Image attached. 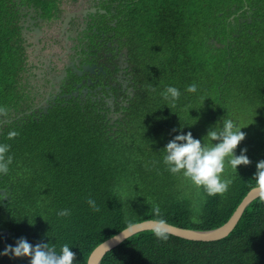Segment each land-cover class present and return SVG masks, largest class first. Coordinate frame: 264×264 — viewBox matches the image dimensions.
<instances>
[{
  "label": "trees",
  "instance_id": "trees-1",
  "mask_svg": "<svg viewBox=\"0 0 264 264\" xmlns=\"http://www.w3.org/2000/svg\"><path fill=\"white\" fill-rule=\"evenodd\" d=\"M215 12L203 9L196 17L189 6L183 14L173 9L170 31L169 11L163 10L167 19L155 23L151 65L144 70L148 80L121 130L111 134L101 115L87 107L62 105L1 134L0 145L9 146L3 156L11 163L0 173V188L7 187L8 195L6 201L0 197V264H30L29 257L2 254L20 238L54 244L57 251L67 243L76 253L74 264H88L98 244L137 222L163 217L172 225L209 230L229 219L264 160V11L252 28L256 39L228 50L207 42ZM132 29L134 24L126 36L133 49ZM5 64L0 56V110L10 100ZM206 65L219 73L206 71ZM192 83L195 93L187 91ZM169 85L181 92L174 102L163 95ZM225 116L244 127L246 138L235 151L246 148L251 163L238 166L235 175L226 167L224 175L233 177L229 190L209 196L167 170L163 148L181 131L203 138ZM62 209L70 214L59 216ZM100 264H264V195L249 203L225 238L205 242L169 234L165 241L145 230L107 252Z\"/></svg>",
  "mask_w": 264,
  "mask_h": 264
},
{
  "label": "flooded vegetation",
  "instance_id": "flooded-vegetation-1",
  "mask_svg": "<svg viewBox=\"0 0 264 264\" xmlns=\"http://www.w3.org/2000/svg\"><path fill=\"white\" fill-rule=\"evenodd\" d=\"M199 1L203 9H212L218 16L207 24L211 33L207 42L213 47L228 50V45L238 42L241 46L256 39L252 28L264 11V0ZM132 3L0 0V56L6 59L10 89L9 104L0 110V136L15 124L41 119L51 108L62 105L87 107L96 116L100 114L99 121L111 134L125 127L128 109L148 80L144 70L151 65L155 23L165 24L163 10L168 9L167 24L172 31L173 9L183 14L189 6L188 0ZM148 14L155 21L151 17L149 21ZM132 24L133 49L126 36ZM74 65H94V73L77 77ZM64 70L65 76L58 79ZM0 197L3 201V195Z\"/></svg>",
  "mask_w": 264,
  "mask_h": 264
},
{
  "label": "clouds",
  "instance_id": "clouds-1",
  "mask_svg": "<svg viewBox=\"0 0 264 264\" xmlns=\"http://www.w3.org/2000/svg\"><path fill=\"white\" fill-rule=\"evenodd\" d=\"M187 91L195 93L197 85L195 83L188 85ZM163 95L165 99L174 102L179 99L181 92L177 87L169 85ZM243 128L239 126L238 121L225 116L222 121L210 126L203 138L194 137L191 131H181L164 146L163 163L170 173L179 174L191 185L198 189L202 188L209 196L222 195L233 183L232 176L224 175L226 167H231L235 175L238 174V166L251 163L246 148L241 149L239 155L235 151L246 138ZM8 147L0 145V173H7L9 170L11 157L5 159L3 156ZM256 169L253 187L257 192L264 193V160L257 162ZM87 203L93 209H97L94 199L89 198ZM57 214L67 216L70 210L62 209ZM155 223L157 227L154 234L157 238L167 241L169 233L164 228L166 219L158 217ZM71 248L65 243L57 251L54 244L33 245L26 238H20L14 246L8 245L2 254L29 257L30 264H74L76 253Z\"/></svg>",
  "mask_w": 264,
  "mask_h": 264
},
{
  "label": "water",
  "instance_id": "water-1",
  "mask_svg": "<svg viewBox=\"0 0 264 264\" xmlns=\"http://www.w3.org/2000/svg\"><path fill=\"white\" fill-rule=\"evenodd\" d=\"M214 42L216 47H219L220 44L217 43L215 40H212ZM75 70H77L76 74L77 77H80L84 72L86 73H94L92 66L87 65H74ZM66 71L64 70L61 75L58 77V79L65 76ZM90 80H88V83ZM76 94V92H74ZM112 110V109H111ZM0 195H3V201L7 200L8 195L6 194V190L4 188H0ZM264 195V193L257 192L254 187L251 188L247 194L243 197L241 202L238 204L232 215L229 217V219L223 223L222 225L209 229V230H198V229H190V228H184L176 225H172L169 223H166L164 225V228L167 230V232L171 235L187 239V240H193V241H216L222 238H225L237 225L239 222L245 208L249 205V203L254 200L257 197H260ZM156 220L148 219L141 222H137L134 224L129 225L128 227L124 228L123 230L119 231L118 233L114 234L113 236L105 239L100 244H98L89 254L87 263L88 264H100L102 258L104 255L117 247L120 243H122L127 238L131 237L132 235L145 231V230H155L157 227ZM3 234L5 237H7L8 232L7 230L3 231Z\"/></svg>",
  "mask_w": 264,
  "mask_h": 264
},
{
  "label": "rangeland",
  "instance_id": "rangeland-1",
  "mask_svg": "<svg viewBox=\"0 0 264 264\" xmlns=\"http://www.w3.org/2000/svg\"><path fill=\"white\" fill-rule=\"evenodd\" d=\"M189 8H193V9H195V16L196 17H200L201 15H202V13H203V7H201V3H200V1L199 0H197L195 3H190L189 4ZM204 31V29H200L199 30V32L201 33V32H203ZM205 69H206V71H208V72H212L213 74H217V73H219L216 69H215V67H212V66H208V65H206L205 66Z\"/></svg>",
  "mask_w": 264,
  "mask_h": 264
},
{
  "label": "bare ground",
  "instance_id": "bare-ground-1",
  "mask_svg": "<svg viewBox=\"0 0 264 264\" xmlns=\"http://www.w3.org/2000/svg\"><path fill=\"white\" fill-rule=\"evenodd\" d=\"M31 158H32V156H31ZM22 159H23V158H22ZM29 160H30V159H29ZM24 164H25V163H24ZM29 164H30V163H29ZM31 164H32V162H31ZM28 167H29V165H28ZM20 170H21V169H20ZM20 170H19V171H20ZM21 172H22V171H21ZM23 173H24V171H23ZM27 173H28V172H27ZM30 175H31V174H30ZM19 176H20V175H19ZM24 176H25V175H24ZM27 176H28V174H27ZM27 176H26V177H27ZM30 178H31V177H30ZM23 179H24V178H23ZM22 181H23V180H22Z\"/></svg>",
  "mask_w": 264,
  "mask_h": 264
}]
</instances>
